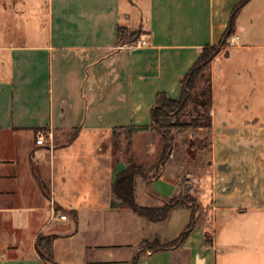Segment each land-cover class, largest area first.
<instances>
[{
    "label": "crops",
    "instance_id": "0c3cea01",
    "mask_svg": "<svg viewBox=\"0 0 264 264\" xmlns=\"http://www.w3.org/2000/svg\"><path fill=\"white\" fill-rule=\"evenodd\" d=\"M241 1L16 0L30 40L0 46V264H264V108L241 103L228 73L234 53L264 48L241 26L258 0L238 17L230 57L213 63L211 160L192 179L203 213L178 208L152 222L112 205L128 163L108 139L150 126L158 93L179 99ZM120 29L146 46L124 43ZM39 132L54 134L52 149L36 144ZM181 176L166 163L156 179H138L137 203L162 207L180 194ZM192 221L183 243L143 249L176 241ZM42 237L53 238V262L37 251Z\"/></svg>",
    "mask_w": 264,
    "mask_h": 264
},
{
    "label": "rangeland",
    "instance_id": "374dc122",
    "mask_svg": "<svg viewBox=\"0 0 264 264\" xmlns=\"http://www.w3.org/2000/svg\"><path fill=\"white\" fill-rule=\"evenodd\" d=\"M20 1L17 0V2ZM15 2L16 0H0V46L12 47L29 43L30 39L25 37L23 31L28 28V22H20L18 21L19 17L14 15ZM245 18L248 20L241 22L245 40L254 45L264 46V0H258L251 5ZM233 38L228 46L221 49L219 55L221 59L230 57L233 51ZM233 62L228 68V73L231 75L230 82L232 81V86L235 88H233L235 94L241 98L240 102L250 106L251 109L257 108L258 104L264 108V48L234 53ZM213 63L210 67L212 78L215 67ZM237 72L241 74L238 76ZM251 73L254 74V82L251 80ZM253 83H255L254 87ZM220 85L217 83L218 92L222 91ZM194 115V109L191 106L181 121L189 123ZM108 140L112 143L116 160L128 163L129 159L133 158L138 164H144L153 171L160 167L163 144L155 133L118 130ZM168 156L169 158L163 165L167 163L169 168L174 167L182 170V188L179 198L192 199L188 201L191 202L193 208L202 211L197 199L198 190L193 187L192 179L194 177L204 178L209 171L211 131L190 128L182 131L174 130L172 148L168 152ZM151 243L148 244L151 245ZM142 247L144 248L145 244Z\"/></svg>",
    "mask_w": 264,
    "mask_h": 264
},
{
    "label": "trees",
    "instance_id": "16d2710c",
    "mask_svg": "<svg viewBox=\"0 0 264 264\" xmlns=\"http://www.w3.org/2000/svg\"><path fill=\"white\" fill-rule=\"evenodd\" d=\"M252 0H242L238 3L232 12L230 22L224 34L222 35L218 44L213 46H206L201 52L198 60L191 67L188 73L180 82L181 94L179 99L174 100L168 97L166 93H158L156 97L155 106L151 110V125L146 127L120 129V131L127 130L129 132H153L163 144V152L160 160V167L169 158L168 152L172 148L173 131H182L186 128L193 130L211 131L212 128V101H213V82L210 74V67L213 61L220 55L221 49L228 46L232 37L237 35V20L241 11ZM120 39L124 43H136L139 39L137 33L126 32L119 30ZM202 86L200 87V85ZM193 106L195 115L189 123L181 121ZM79 129L71 132L68 139V144H71L79 136ZM160 167L149 169L144 164H138L135 159L130 158L127 168L117 175L113 184V194L115 201L113 206L122 210H130L136 215L145 218L152 222H162L167 219L170 212L174 209L191 207L195 209L188 201L190 198H179V195L166 200L162 207H145L141 206L136 201V183L138 179L145 182H150L160 175ZM192 200V199H190ZM194 201V200H193ZM193 226V221L190 224L188 231L184 232L176 241L161 244L159 241H154L149 245L145 244L144 250L161 251L177 246L185 241L189 230ZM53 238H40L37 251L43 260L53 262L52 252ZM137 259L134 260V264Z\"/></svg>",
    "mask_w": 264,
    "mask_h": 264
},
{
    "label": "built area",
    "instance_id": "2783aa9c",
    "mask_svg": "<svg viewBox=\"0 0 264 264\" xmlns=\"http://www.w3.org/2000/svg\"><path fill=\"white\" fill-rule=\"evenodd\" d=\"M132 48H142L146 46V42L143 40H138L136 43L130 45ZM36 144L39 146L49 145L52 149L54 146V134L52 132H39L36 135ZM59 219L62 221H66L68 216L66 214H61Z\"/></svg>",
    "mask_w": 264,
    "mask_h": 264
}]
</instances>
